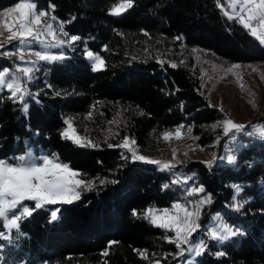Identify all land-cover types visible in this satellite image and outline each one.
<instances>
[{
	"label": "trees",
	"instance_id": "trees-1",
	"mask_svg": "<svg viewBox=\"0 0 264 264\" xmlns=\"http://www.w3.org/2000/svg\"><path fill=\"white\" fill-rule=\"evenodd\" d=\"M16 2L0 0V10ZM122 2L36 0L40 10L64 22V30L80 40L64 49V59L37 64L27 84L33 95L25 98L26 112L6 89L0 91V158L29 150L35 155L55 153L84 179L118 183L84 190L80 200L46 206L24 219L22 236L17 238L13 231L11 241L0 240V264H154L156 259L161 264H264V137L257 139L251 129L256 123L264 128V117L248 123L242 133L225 135L217 125L226 115L205 97L199 63L190 53L209 52L226 65L254 64L264 61V45L237 18L223 14L229 0H133L122 14H110L112 6ZM147 36L182 37L177 41L186 50L183 63L176 60L172 68L157 59H134L132 44ZM86 50L105 60L104 69L92 70ZM13 62L0 58V69L12 68ZM96 107L108 120L117 118L116 130L96 142L98 147H80L61 138L65 119ZM180 125L191 128L199 146L218 142L211 167L197 160L160 171L122 159L121 148L108 147L127 136L140 149L154 150L161 147L164 132ZM227 149L235 152L233 162L225 157ZM184 176L193 177L187 187L203 185L212 197L203 207V229L220 215L242 234L220 244L208 242L207 250L193 259H164L178 251L165 239L174 233L153 226L143 212L185 201L182 188L171 183ZM234 184L242 187L238 201H246L239 211L230 204ZM55 208L60 209L58 219L50 221L49 209ZM133 210L139 215L133 216ZM136 250H146L148 259ZM217 251L224 255L216 256Z\"/></svg>",
	"mask_w": 264,
	"mask_h": 264
},
{
	"label": "snow or ice",
	"instance_id": "snow-or-ice-1",
	"mask_svg": "<svg viewBox=\"0 0 264 264\" xmlns=\"http://www.w3.org/2000/svg\"><path fill=\"white\" fill-rule=\"evenodd\" d=\"M242 7L240 11H234L229 15L227 11L224 15L228 19L239 18V22L245 28L250 29V34L256 37L261 45H264V0H241ZM133 6V0H123L122 3L113 5L110 9V14L120 15L127 9ZM232 7L235 8V0H233ZM54 9V6H53ZM247 13V21H245L242 13ZM48 12L40 10L36 0H18L14 6L6 7L0 10V58L17 57L19 63L13 62L12 68L0 69V91L7 90L9 98L14 102L18 101L22 105V110L27 111V103L25 96H32L33 94L26 87L33 79V72L37 70L38 62H55L64 59L63 53H53L51 49H59L64 46H71L80 37L70 35L64 30V22L59 23V31L54 29L52 23H42V18L46 17ZM53 21L57 20L52 16ZM258 20L261 32L258 34L257 27L252 26V21ZM5 31L8 33L5 36ZM148 35V33H145ZM50 37L51 39H47ZM177 40L182 37H176ZM16 41L12 49H7L6 45ZM86 56L93 61L92 70L100 71L105 67V60L99 55H95L91 51L86 50ZM28 57L26 59L25 57ZM31 57H35L33 60ZM163 63V61H160ZM183 63V61H181ZM170 67L176 68V63H171ZM239 64H233L232 68H239ZM243 86V85H242ZM223 110V109H221ZM143 114V113H141ZM91 113H89V116ZM64 124L67 125L61 132V138L71 141L80 147H98L92 139L87 136H81L76 127H74L71 119H65ZM214 127H216L214 125ZM245 125L235 123L231 119L223 121V132L228 135L232 130L239 131ZM184 125H180L175 129V132H164L162 138L165 141L170 140L173 136L176 139H181L183 136L182 129ZM191 132V128L187 129ZM198 139V138H197ZM109 148L117 147L126 149L127 153L121 154V158L131 160L132 162L140 161L148 164L160 166V170H169L175 165L171 161L162 163L160 160L152 159L139 154L138 146L134 138L123 137L122 141L117 144H108ZM187 155V153H184ZM176 157V150L173 149L172 158ZM216 157L211 161L205 163L211 167ZM219 159L223 160L224 157ZM226 159L229 162L235 160L234 155H228ZM81 173L73 170V168L66 162H62L59 156L55 153L33 155L29 150L24 154L12 156L8 158H0V240L11 241L12 232L15 231L16 237L23 235L21 232V222L24 219L30 218L39 210L45 209L46 206L57 204H71L74 201L80 200L81 191H90L96 186V180L83 179ZM100 185L107 183H118L116 180L107 181L106 179H99ZM192 176H184L182 179L177 177L171 181L172 184L183 183L187 185L192 181ZM164 188L169 185L165 184ZM234 189L233 204L231 205L236 211H239L246 201H237V196L242 191V187L238 184L232 185ZM205 193L203 185L193 186L186 189L188 196L199 195ZM31 202V203H26ZM212 197L210 194L205 195L198 200L190 201L188 204L174 202L171 209L163 208L157 209L149 207L143 212V218L158 228L165 229L173 235L165 236L167 242L175 245L178 250L176 253H168L164 255V259L168 255L174 257H182L186 253L193 256H199L207 250V242L203 237L197 236L202 225L199 223L203 206L210 204ZM190 205V206H189ZM174 210V211H173ZM50 221L58 219L59 208L49 209ZM157 213H160L159 215ZM133 216L139 215L136 210L132 212ZM219 221L217 226L206 230L205 235L209 236L218 242H223L231 237L237 236L241 233L239 228H233L226 222H223L221 217L213 218ZM114 243V242H110ZM3 245H0L2 248ZM138 251L139 255L148 259L146 250ZM216 256H223L224 253L217 251ZM103 255H108L104 252ZM155 255V254H153ZM154 264H161L159 259H156Z\"/></svg>",
	"mask_w": 264,
	"mask_h": 264
},
{
	"label": "rangeland",
	"instance_id": "rangeland-1",
	"mask_svg": "<svg viewBox=\"0 0 264 264\" xmlns=\"http://www.w3.org/2000/svg\"><path fill=\"white\" fill-rule=\"evenodd\" d=\"M232 4H233V0H229L228 2L229 10H227L229 15H232L234 11H240L242 7L241 0H235V8L232 7ZM222 12L223 14L225 12L223 8H222ZM242 14L244 15L245 21H247V13L244 12ZM51 17L52 15L48 12V15L42 18V23H52L54 29L58 32L60 21L58 20L53 21ZM237 19L239 20L238 17ZM251 23L252 26L257 27L259 34L261 32L259 27V21L253 20ZM7 35L8 33L5 31V36ZM3 39L4 37H0V40ZM47 39L50 40L51 38L48 37ZM15 43L16 41L7 44L6 48L12 49ZM70 47L71 46L66 45L63 48L51 49V51L53 53L62 52L63 55L65 56L64 49ZM190 53L196 58L197 62L199 63L200 74L204 82L203 93L205 97L207 98L211 106L216 107L220 110L223 109L221 111H223L224 114L226 115L225 119H231L235 123L246 126L248 123L264 117V61L254 64H239L240 65L239 68H232V65H226L218 61L209 52L191 50ZM131 54L132 57L137 60L152 58V59H157L159 62L163 61V63L169 62L171 64V63H175L176 60L181 61V59H183V56L186 54V50L183 48L182 44H180L177 41V39L168 40L162 37L152 38L147 36L146 38H142L138 41H135L132 44ZM25 58L28 59L27 56ZM86 58L88 59L87 56ZM9 59L13 60L16 63H19L17 57H11ZM31 59L35 60L36 58L31 57ZM89 61L93 65V61L91 60ZM26 97L27 96H25V98ZM90 113H91L90 116L89 114H86L84 116H78L76 118H71V121L74 127H76L77 132L81 136H87L90 139L91 136H93L95 138V142L94 140L93 142L94 143L97 142L98 144L101 138L108 137L116 130L117 118L114 117L108 120L105 116V113L98 107L93 108ZM66 126L67 125H65V127ZM217 127L223 130V122L218 124ZM175 129L167 132L174 133ZM243 129L239 130L238 132L242 133ZM251 129L255 135H258V137L261 138L264 137V128H262L260 124L256 123L252 125ZM181 131L183 133L181 139H176L173 136V138H171L170 140L165 141L163 138H161V147L147 151L142 150L138 147L139 154H142L152 159L160 160L162 163H167L171 161V163L175 165V167L180 164H185L191 161L200 160L206 162L213 160L214 157L217 158L218 142L206 147H202L196 143L195 139L190 135V133L186 129L183 128ZM220 138L221 137H218L219 140ZM173 149L176 150V157L174 160L172 158ZM122 152L130 156V154L127 153L126 149H122ZM184 153H187V155H184ZM35 156H39V155H35ZM154 166H156L158 170H160V166L158 165H154ZM160 171H168V170H160ZM81 178H83L82 175ZM93 180H96L95 187L100 186L99 181L97 179H93ZM176 185H178L179 188H182V192L185 198L184 199L185 201H179L182 204H188L190 201H195L203 197L201 193L198 196L197 195L188 196L186 194V189H189L191 187H187L182 182ZM237 201H238V196H237ZM230 204L231 205L233 204V199L231 200ZM157 214L159 215L160 213ZM215 217H221V216L216 215L213 218ZM223 222L225 221L223 220ZM218 223L219 221H215L214 219H212L209 225L205 229H203L202 227L199 230L198 234L195 235L193 238H197V236L203 237L207 242V245L208 242L210 241L216 242L218 244L228 241L229 239L223 242H218L214 239H211L209 236L205 235L206 230L214 226H217ZM185 255L188 256L190 259L197 257V256L189 255L187 253Z\"/></svg>",
	"mask_w": 264,
	"mask_h": 264
},
{
	"label": "built area",
	"instance_id": "built-area-1",
	"mask_svg": "<svg viewBox=\"0 0 264 264\" xmlns=\"http://www.w3.org/2000/svg\"><path fill=\"white\" fill-rule=\"evenodd\" d=\"M257 139H259V140H262V138L261 137H258ZM234 151L232 150V149H227L226 151H225V157H227L228 155H234ZM177 177H175L174 179H176Z\"/></svg>",
	"mask_w": 264,
	"mask_h": 264
}]
</instances>
